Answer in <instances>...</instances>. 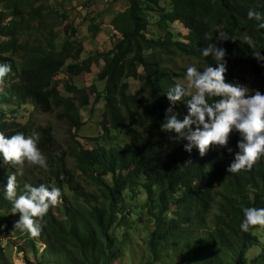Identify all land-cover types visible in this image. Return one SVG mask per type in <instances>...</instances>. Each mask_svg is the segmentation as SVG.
<instances>
[{
	"label": "trees",
	"instance_id": "trees-1",
	"mask_svg": "<svg viewBox=\"0 0 264 264\" xmlns=\"http://www.w3.org/2000/svg\"><path fill=\"white\" fill-rule=\"evenodd\" d=\"M48 1L0 0V63L12 66L0 79L5 87L0 92V132L37 133L46 157V167L0 160V235L26 242L27 249L20 250L37 259L27 264H117L135 248L131 242L146 210L152 225L145 228L147 238L140 244L146 257L139 264H264L263 226L240 229L245 207L264 208V154L250 169L229 173L239 133L227 148L213 145L201 156L195 148L185 150L187 141L176 142L170 139L173 133L161 129L167 116L182 120L188 111L184 102L173 105L166 95L178 80L185 81L186 71L176 68L175 59L195 60L200 70L216 67L212 56L202 55L209 43L226 49V82L248 79L264 94V61L254 56L257 51L264 56V28L248 18L249 10L264 15V0H126L124 10L112 14L111 26L119 34L114 48L85 59L74 25L65 26L69 38L63 44L64 34L53 32L56 22L47 25L59 16L45 7ZM34 23L43 37L51 28L48 35L57 38L44 39L48 48L39 42L37 59L31 52L23 63L22 53L31 43H21V37L31 33ZM176 27L187 34L175 32ZM90 31L96 36L100 26L92 24ZM220 32L234 40H215ZM102 62L92 95L71 80L65 82L68 95L60 94L59 76L90 74ZM134 82L141 92L133 91ZM99 83L105 85L101 92ZM96 106L104 107L103 134L83 139L89 121L83 122L81 113L91 109L95 116ZM56 111L70 127L68 143L60 149L52 125L40 127L32 117L21 122L27 114ZM13 174L17 196L25 193L26 184L61 190L58 202L34 218L38 235L15 228L20 214H13V201L4 191ZM41 243L47 244L42 254ZM254 249L258 255L249 259ZM0 264H11L1 247Z\"/></svg>",
	"mask_w": 264,
	"mask_h": 264
},
{
	"label": "clouds",
	"instance_id": "clouds-1",
	"mask_svg": "<svg viewBox=\"0 0 264 264\" xmlns=\"http://www.w3.org/2000/svg\"><path fill=\"white\" fill-rule=\"evenodd\" d=\"M248 18H254L259 22V27L264 28V15L261 13L249 10ZM34 24V29L31 33H27L21 37V43L28 40L31 43V45L29 43V50L24 49L22 53L20 61L23 63L26 62L31 52H33L35 57L31 55L30 57L37 59L38 53L35 51V48L39 42L41 44L44 43L42 45L48 48L45 45L44 39L57 38L53 34L48 35L51 28L44 31L45 37H43L38 32V23L37 26H34ZM47 25L49 24L47 23ZM53 28V32H58L56 26ZM114 34V40L117 43L119 34L115 31ZM66 36L67 38L63 39L62 44L64 40L69 38L68 35ZM229 39L234 40V37L225 32H220L215 38L218 41H227ZM248 42L250 46H254L251 38H249ZM202 55L204 57L212 56L216 62V67L207 66L203 70H200L195 65L187 67L184 77L186 83H180L181 80H178V83L166 93L173 105L177 102H184L187 106V114L182 120L178 119L175 115L167 116L161 125V129L164 132L173 133L174 136H171L170 139L176 142L187 141L184 145L185 150L191 153L195 148L201 156H204L213 145L227 148L229 140L234 141V139H230V135L233 132H238L240 134V140L237 142L238 151L235 153L234 160L227 171L235 173L245 168L250 169L256 158L264 154V94L259 90H256L252 94L251 90L244 85L226 82V49L209 43L206 48L202 49ZM254 56L258 60L264 61V56H261V52H255ZM11 71V64L0 63V79L6 77ZM62 76L66 79L59 76L56 80L59 83V91L61 95H68L65 89V82L71 80L77 86L74 79L81 75L75 76L72 79L66 75ZM18 81L21 80L18 79ZM98 85H101L99 92L103 91V87H105L104 83L97 84V87ZM90 87L79 88L86 90L89 96L92 95ZM4 90L5 87L0 85V92H4ZM212 97H218L219 99L209 103V99ZM94 100L92 99L91 101V107ZM55 113L59 115L60 111H56ZM35 115H30L28 119L31 117L34 119ZM34 121L36 120L34 119ZM63 122L67 123L65 119ZM69 131L70 129L67 133V142L64 145L56 141L53 131V138L59 144V149L65 147L68 143ZM38 140L39 135L37 133L27 136L23 133L6 136L3 132H0V160L5 164L12 163L15 165L23 164L27 160L40 167H46V157L43 156L38 148ZM228 150L232 151L231 149ZM16 187L17 176L15 174L8 176L7 184L4 187L5 196L7 199L13 201V214H20L15 228L27 230L34 236L38 235L40 231L39 223L34 218L43 217L48 212L50 206L58 202L61 197V190L45 184H40L39 186L26 184L24 186L25 193L17 196ZM243 216L244 219L240 224V229L243 232H248L253 226H264V208L245 207L243 209Z\"/></svg>",
	"mask_w": 264,
	"mask_h": 264
},
{
	"label": "rangeland",
	"instance_id": "rangeland-1",
	"mask_svg": "<svg viewBox=\"0 0 264 264\" xmlns=\"http://www.w3.org/2000/svg\"><path fill=\"white\" fill-rule=\"evenodd\" d=\"M125 6L126 0H50L45 4V7H52L54 11L59 13L57 19L56 17H53L48 19L47 23L51 24L56 22V30L64 34L63 38H61L62 40L67 38L64 30L65 26H75L74 28L78 32L75 40L82 42L85 50L83 52L82 59L96 55L98 52L106 53L113 49L116 41L114 40L115 34L113 27L111 26V21L113 19L112 14L113 12L118 13L123 11ZM164 7H167V2H164ZM63 15H69V17L66 20H63L61 18ZM92 24L100 26V32L96 36H94V34L90 31V26ZM34 26H37V23H35ZM174 30L177 33H186L181 27H176ZM103 65L104 63L102 62L100 67L93 66L90 74H82L80 77H76L74 79L75 84L78 87L89 88L91 84L97 80L98 73L102 69ZM175 65L181 73H184L187 67L191 65H195L200 69V65L197 61L182 57H177L175 59ZM60 78L66 79L64 76H61ZM180 83H186V81H181ZM241 85L248 87L252 94L256 91V89L252 86L251 81L248 79ZM132 87L134 92H141L142 90L140 84L137 82H134ZM98 88H101V85H98ZM96 109H98V111L95 116H90L91 110H88L86 113H81L83 122L89 121V124L84 127L81 133V137H83V139H92L103 134L100 123L103 119L102 114L104 107H96ZM29 116L30 115L27 114V117L23 118L21 122L25 123ZM34 119L40 127L52 125L56 141L61 145H64L67 142V133L70 128L66 122H63V120L58 118V113H48L45 115L36 114ZM237 134L238 132H233L230 135V139H234ZM132 204L136 207H142L141 202H133ZM148 223L149 216L146 215L145 210L143 214V224L139 227V230L135 233L131 242L135 248L130 249L125 257L117 264H139L140 261L145 259L146 252L140 243L147 238L145 228L152 225ZM263 229L264 226L262 230ZM258 235L260 238L263 237L260 233ZM9 236L5 234L0 235V247L5 252V256L11 264H27L28 260L32 263H37V259L34 258L33 252L28 251V253H25L20 250L22 246L27 249L26 242L22 238L17 239L13 236L9 238ZM263 239L264 238H262V242L264 243ZM39 248L41 249L40 254H42L46 251L47 244L41 243L39 244ZM169 253L172 254L173 252L170 251ZM257 255L258 251L254 249L250 251L249 259H253Z\"/></svg>",
	"mask_w": 264,
	"mask_h": 264
}]
</instances>
